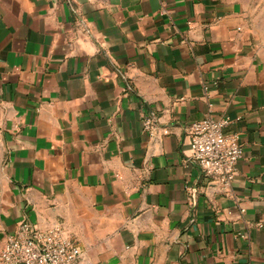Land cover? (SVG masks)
<instances>
[{
  "label": "crops",
  "instance_id": "0c3cea01",
  "mask_svg": "<svg viewBox=\"0 0 264 264\" xmlns=\"http://www.w3.org/2000/svg\"><path fill=\"white\" fill-rule=\"evenodd\" d=\"M233 2L0 0V251L28 222L95 264H264V49ZM209 113L231 197L190 159Z\"/></svg>",
  "mask_w": 264,
  "mask_h": 264
},
{
  "label": "built area",
  "instance_id": "2783aa9c",
  "mask_svg": "<svg viewBox=\"0 0 264 264\" xmlns=\"http://www.w3.org/2000/svg\"><path fill=\"white\" fill-rule=\"evenodd\" d=\"M229 117L209 113L189 126L190 159L200 166L212 193L233 195L238 165L245 152L237 133L225 132ZM144 131L154 138L158 125L147 118ZM0 264H95L87 259L77 243L59 227L43 230L23 222L10 234L0 251Z\"/></svg>",
  "mask_w": 264,
  "mask_h": 264
},
{
  "label": "rangeland",
  "instance_id": "374dc122",
  "mask_svg": "<svg viewBox=\"0 0 264 264\" xmlns=\"http://www.w3.org/2000/svg\"><path fill=\"white\" fill-rule=\"evenodd\" d=\"M246 14V24L253 41L264 49V0H233Z\"/></svg>",
  "mask_w": 264,
  "mask_h": 264
}]
</instances>
